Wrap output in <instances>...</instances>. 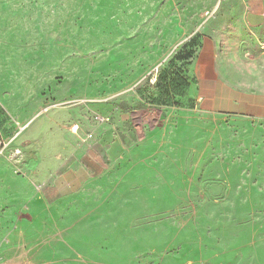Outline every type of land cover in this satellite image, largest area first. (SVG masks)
Wrapping results in <instances>:
<instances>
[{"label":"rangeland","instance_id":"1","mask_svg":"<svg viewBox=\"0 0 264 264\" xmlns=\"http://www.w3.org/2000/svg\"><path fill=\"white\" fill-rule=\"evenodd\" d=\"M247 3L0 0V252L23 230L84 264H264V113L195 98L205 43L264 54Z\"/></svg>","mask_w":264,"mask_h":264},{"label":"crops","instance_id":"2","mask_svg":"<svg viewBox=\"0 0 264 264\" xmlns=\"http://www.w3.org/2000/svg\"><path fill=\"white\" fill-rule=\"evenodd\" d=\"M245 1V0H244ZM247 4L231 10L245 12L244 21L252 26L254 20L264 12V0H246ZM261 42H259L260 45ZM216 47L204 44L198 56L195 68L197 70L198 93L195 96L197 107H202L212 113H242L259 116L264 113V95L246 94L239 90H232L221 82L215 71ZM196 73V72H195ZM1 216V213H0ZM68 234V228H64ZM28 233L19 230L16 245L0 252L4 264H84L96 263L99 256L84 254V246L78 245L77 253L70 254L68 244L45 246L34 244ZM127 255H124L125 259ZM130 258V255H129Z\"/></svg>","mask_w":264,"mask_h":264},{"label":"clouds","instance_id":"3","mask_svg":"<svg viewBox=\"0 0 264 264\" xmlns=\"http://www.w3.org/2000/svg\"><path fill=\"white\" fill-rule=\"evenodd\" d=\"M215 71L221 82L234 91L264 95V54L226 49L217 56Z\"/></svg>","mask_w":264,"mask_h":264},{"label":"built area","instance_id":"4","mask_svg":"<svg viewBox=\"0 0 264 264\" xmlns=\"http://www.w3.org/2000/svg\"><path fill=\"white\" fill-rule=\"evenodd\" d=\"M260 46L264 50V42H261L260 43ZM17 124H18V128L19 129H23V125L24 124L21 125L18 122H17ZM9 144H10V142L8 143L5 139H0V154L4 153V151L8 148ZM18 156H19V153L17 151L16 152L15 151H12L11 152V155H10V158L13 159V160H15V159L18 158Z\"/></svg>","mask_w":264,"mask_h":264},{"label":"trees","instance_id":"5","mask_svg":"<svg viewBox=\"0 0 264 264\" xmlns=\"http://www.w3.org/2000/svg\"><path fill=\"white\" fill-rule=\"evenodd\" d=\"M181 82H182L183 84H186V85H187V81H185L184 79H182ZM166 88H167V87H166Z\"/></svg>","mask_w":264,"mask_h":264}]
</instances>
